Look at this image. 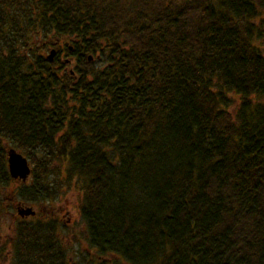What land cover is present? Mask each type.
I'll return each mask as SVG.
<instances>
[{
	"label": "trees",
	"instance_id": "obj_1",
	"mask_svg": "<svg viewBox=\"0 0 264 264\" xmlns=\"http://www.w3.org/2000/svg\"><path fill=\"white\" fill-rule=\"evenodd\" d=\"M262 9L0 0V184L15 179L9 142L58 161L63 181L44 174L17 197L49 200L76 182L98 264H264ZM29 217L10 227L12 264H93L69 257L58 218Z\"/></svg>",
	"mask_w": 264,
	"mask_h": 264
},
{
	"label": "rangeland",
	"instance_id": "obj_2",
	"mask_svg": "<svg viewBox=\"0 0 264 264\" xmlns=\"http://www.w3.org/2000/svg\"><path fill=\"white\" fill-rule=\"evenodd\" d=\"M262 18H264V9H262L257 22H260ZM42 40L44 39L41 35L34 36L31 39V45H40L42 44ZM257 43L264 50V27L263 36L257 40ZM51 47L52 46L45 48V54H50ZM68 57L69 56L65 55V51H62L61 59L64 60ZM72 64H74V61ZM7 145L14 146L10 142ZM25 156L29 159L32 167V173L27 181L22 182L13 179L9 181L8 184H0V264H12L10 259L13 255L11 243L14 238V232H12L10 227L15 224L20 217L17 213V206L19 204L23 206H32L36 210V216H33L35 218H41L42 220H47L50 218L49 216L58 218L61 225L60 233L62 234V237L64 236L63 239L70 244V247L67 246L68 254L71 255L69 257L74 258L75 262H77L79 261V255H89L95 258V260H93V264H98L100 261L98 259L99 254L96 250L92 249L88 243L85 225L80 215L79 207L82 199V192L76 182L67 187L63 185L55 192L54 196L49 197V200L31 202L17 197L18 192L20 194H25V192L29 189L30 186L23 187L24 185L33 184L35 182L37 183L44 174L47 179L46 181H49L54 185L63 181L64 176V174L57 169L59 167L58 161H56L53 168H51V163L49 165L45 164L41 156H39L38 159H32L28 155ZM52 190L54 191V189ZM29 218H31V216ZM70 230H73L74 233V243H71L72 231ZM65 235H67L69 239H66ZM107 257L109 262H112V264H128L123 258L113 254H108ZM82 264H86V261L82 260Z\"/></svg>",
	"mask_w": 264,
	"mask_h": 264
},
{
	"label": "water",
	"instance_id": "obj_3",
	"mask_svg": "<svg viewBox=\"0 0 264 264\" xmlns=\"http://www.w3.org/2000/svg\"><path fill=\"white\" fill-rule=\"evenodd\" d=\"M55 52V49L50 51V54L48 55L49 59H53ZM7 162L11 177L22 180L23 182L27 181L32 173V167L30 165L29 159L22 152L13 146H9L7 150ZM17 213L20 216L25 217L34 215L36 210L32 206H23L19 204L17 206Z\"/></svg>",
	"mask_w": 264,
	"mask_h": 264
},
{
	"label": "flooded vegetation",
	"instance_id": "obj_4",
	"mask_svg": "<svg viewBox=\"0 0 264 264\" xmlns=\"http://www.w3.org/2000/svg\"><path fill=\"white\" fill-rule=\"evenodd\" d=\"M35 214H36V213H35ZM35 214H34V215H35ZM34 215H29V216H34ZM19 216H20V215H19ZM29 216H25V217H29ZM21 217H22V216H21Z\"/></svg>",
	"mask_w": 264,
	"mask_h": 264
}]
</instances>
